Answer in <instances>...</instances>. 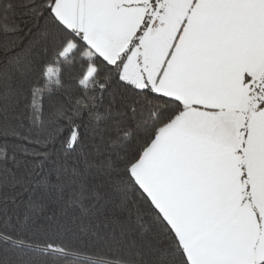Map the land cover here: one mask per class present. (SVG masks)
<instances>
[{"label": "snow or ice", "instance_id": "6c2138e0", "mask_svg": "<svg viewBox=\"0 0 264 264\" xmlns=\"http://www.w3.org/2000/svg\"><path fill=\"white\" fill-rule=\"evenodd\" d=\"M0 264H264V0H0Z\"/></svg>", "mask_w": 264, "mask_h": 264}]
</instances>
